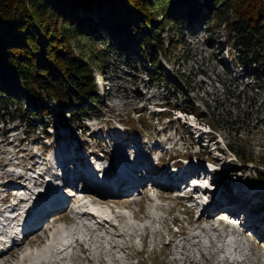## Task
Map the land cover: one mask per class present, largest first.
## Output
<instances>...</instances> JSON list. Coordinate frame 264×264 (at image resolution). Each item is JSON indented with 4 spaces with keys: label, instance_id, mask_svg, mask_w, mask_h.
I'll use <instances>...</instances> for the list:
<instances>
[{
    "label": "rangeland",
    "instance_id": "obj_1",
    "mask_svg": "<svg viewBox=\"0 0 264 264\" xmlns=\"http://www.w3.org/2000/svg\"><path fill=\"white\" fill-rule=\"evenodd\" d=\"M197 24L196 20L189 26L191 28L183 35V44L171 53L170 59L156 44L154 57L159 73L152 68L153 75L135 63V51L130 53L131 59L123 57L119 53L121 50L117 52L114 49L116 42L112 39L94 44L83 37H75L72 46L76 55L81 53L80 45L102 60L100 64L91 60L90 65L97 86L98 104L82 119L81 129L75 131L71 125H66L59 130L62 125L58 124L57 128H48L49 137L42 128H37L41 120L30 121L32 125L27 128L25 119L29 114L24 113L19 119L7 117L2 120L0 117V178L3 177L2 181L6 176L14 179L17 174L10 176L8 172L26 171L32 163L40 161L42 164L48 158L54 161L56 146L60 138L64 141L65 134H68L67 139L74 134L78 144H86L90 156L95 155V159L100 160L98 164L103 165L108 162L101 155L102 150L123 151V146L115 144L117 139L122 142L124 137H130V141L137 137L138 148L142 149L143 145L151 153L154 151L155 156L150 155L155 161L159 158L160 162L164 158L166 161V156L173 154L179 155V160L189 155L193 160L198 156L205 161L209 154L219 158L217 167L224 168L226 172L231 168L235 170L227 177V184L222 179L217 180L216 187L225 190L212 198L220 202L218 206L226 205V201L239 202L213 210L215 218L204 221L208 216L206 213L199 216L192 208L182 209L180 204L184 200L158 185L151 187L148 183L132 197L123 199H98L74 188L70 190L73 196H70L68 206L51 217L63 216L62 220L53 224L50 219L18 241L15 246L24 245L28 238H36L37 234L45 239L27 245L14 264H264V230L256 228L254 231L251 225L254 221L248 220L243 225V216H234L237 212L228 213L235 207L247 215L249 212L252 214L247 201L254 204L264 201V162L261 160L264 156V90L255 88L256 80L248 78L245 67L238 59L235 60L238 53L232 47L234 38L224 26L209 31L203 25L195 29ZM158 32L165 37L164 44L168 46L170 29L159 28ZM150 60L147 59L148 62ZM166 74L176 84L169 93L162 83ZM155 77L162 79L157 81ZM245 86L253 88V91L246 97L234 96L238 92L235 87L244 89ZM15 107L13 105L11 109ZM179 109L192 115L185 116V112L181 113ZM179 115L182 118H178ZM195 123L203 129L191 131L190 124ZM200 133L203 140L198 138ZM207 139L211 141L208 143ZM200 140L201 145L198 144ZM229 145L246 152V156H254L255 160H243ZM165 148H170L167 153ZM216 149L223 151L224 156L217 155ZM201 153L204 155L200 156ZM169 161L171 164L178 162L176 159ZM6 163L13 165L6 166ZM169 167H163V172L167 173ZM203 178L199 180L200 185L191 182L187 187L182 186L185 194L193 193L195 198H191L199 206L213 192L209 187L210 179ZM19 180L22 182L23 177ZM12 182L2 185L8 188ZM25 192L33 193L26 188ZM19 200L16 196L15 201ZM9 202L3 206L8 212L14 207L11 199ZM238 204L245 206L240 208ZM19 207L22 206L18 205L11 211L16 218L20 215ZM262 209L254 207L255 215L264 222ZM85 210L95 212L99 218L85 213ZM3 218L8 220L1 215L0 225H3ZM178 218L181 223L172 231L169 222ZM18 223L17 218L9 230H18L15 228ZM230 224L242 232L231 233ZM178 229L183 235H179ZM61 234L67 237L58 238ZM147 237L150 238L148 244ZM65 243L72 245L63 249ZM14 248L9 247L2 252L6 254ZM2 260L8 261L5 257Z\"/></svg>",
    "mask_w": 264,
    "mask_h": 264
},
{
    "label": "trees",
    "instance_id": "obj_2",
    "mask_svg": "<svg viewBox=\"0 0 264 264\" xmlns=\"http://www.w3.org/2000/svg\"><path fill=\"white\" fill-rule=\"evenodd\" d=\"M196 20L195 29L224 26L229 31L235 60L256 80L255 88L264 90V0H0L1 119L29 114L27 128L30 121L41 120L35 127L47 136L48 128L58 124L81 129L82 119L99 102L91 60H102L80 45L76 55L75 37L94 44L112 39L117 52L131 59L135 51V63L152 74V68L159 73L156 44L170 59ZM159 28L170 29L168 46ZM162 83L168 93L176 87L167 74ZM235 89L238 97L253 91L249 86ZM229 146L243 160H255Z\"/></svg>",
    "mask_w": 264,
    "mask_h": 264
},
{
    "label": "bare ground",
    "instance_id": "obj_3",
    "mask_svg": "<svg viewBox=\"0 0 264 264\" xmlns=\"http://www.w3.org/2000/svg\"><path fill=\"white\" fill-rule=\"evenodd\" d=\"M115 135H116V137H117V134L116 133H114ZM114 134H111V136L112 135H114ZM118 136H120V135H118ZM135 139L137 140V143H139L138 141V138L137 137H135ZM117 141L118 142H116L115 144L118 146V147H121V146H123V148H124V150L122 151V155H125L126 153L125 152H127V148L129 147V145L131 144V141H130V137H128V138H126V137H124V139H123V141L121 142V140L120 139H117ZM121 142V143H120ZM59 143H63V145H62V148H63V150L65 151V152H67V149L70 147V145L67 143V144H64V143H66V142H64V141H60ZM113 151H115V150H112V152ZM65 152H60V157H59V155H56V157H57V159L59 160L60 158H61V163H63V165H64V167H69L70 169H73V172H74V174L76 175V177H78V178H81V179H83L84 177H83V175L81 174V171H82V168L83 167H85V166H89L88 167V172L89 171H93V169H96L97 167H98V164L97 163H95V162H90V163H88V158L87 157H80V158H78L77 159V156L75 157H72V161H70V160H68V157H67V155H66V153ZM143 154H144V159L143 160H141V161H138V164L139 165H142V169H144V170H141V171H139V170H136V169H134V168H130L129 167V162H128V159L126 158V155L124 156V158H123V160H122V155H121V160H122V165H124V168H126V169H124V170H126L127 171V173L128 174H131V172H133V173H135V174H137L138 175V179H139V181L140 182H142L141 184H139V186H138V188H141L142 186H143V183L145 182V181H150V180H155V179H158L159 178V176L160 175H162V174H164V172H163V165H161V166H155L154 165V163H153V161H150V158H149V156H148V154H147V152H143V151H141ZM77 159V160H76ZM76 160V161H75ZM75 161V162H74ZM139 165H137V166H139ZM136 166V167H137ZM146 167H148V169L146 168ZM223 171H224V169H223ZM167 172V171H166ZM93 175H94V173H93ZM229 175V174H228ZM227 173H225V174H223V173H216L214 176H213V184H215V183H217V180L218 179H222L221 181L222 182H224L225 184H227ZM227 179V180H226ZM96 180V179H95ZM13 180H10V182H12ZM107 181H110V182H112L113 181V176H111V175H107L106 176V180H105V182H107ZM189 181V177L188 176H182V175H178V174H173L172 172H167V182L169 183V184H171V185H173V184H176V185H183V184H185V183H187ZM258 181V180H257ZM227 189V188H226ZM225 189L224 188H220V187H216V190H215V193L214 194H216V193H218L219 191H224ZM58 189L56 190V192H53V191H51V190H47V196H46V198H48V199H51V198H56V196L58 195ZM213 194V195H214ZM212 195V196H213ZM215 198V197H214ZM248 200V199H247ZM247 200H245V201H247ZM94 201H96L97 202V200H94ZM222 201H226V200H222ZM21 202H24V199H21ZM237 202H239V201H233V202H227L226 201V205H229V204H237ZM219 203L220 202H218L217 200L216 201H214V199L212 198V200H211V202H210V204L208 205V207H206V210H208V209H210L211 211H213V210H218L219 209V207H224V206H226V205H222V206H218L219 205ZM222 203H225V202H222ZM242 203V202H241ZM247 206L249 207V209H250V211L252 212V214L249 212L248 213V215H246V213H245V211L244 210H242V211H238L237 212V215H234V216H243V220H244V222H243V225H245V223H246V221H248V219L249 218H256L259 222L261 221V223H264L262 220H261V218H258L256 215H255V213H257V211L256 210H254V207L257 209V210H261L260 209V206L262 207V205H264V201L263 202H261V204H259V203H250L249 201H247ZM238 205H240V204H238ZM245 206V204H242V205H240V208H243ZM251 207H253V208H251ZM263 211V210H262ZM86 213V212H85ZM88 213H90V214H92L93 216H97L98 218H99V216L95 213V212H93V211H89ZM236 213V212H235ZM234 213V214H235ZM204 214V213H203ZM202 214V215H203ZM255 215V216H254ZM62 217L63 216H61V217H58V218H56V219H51V221H52V223L54 224V223H57V222H59L60 220H62ZM213 218H215L214 216H213V213H210V214H208V217L206 218V219H204V221L206 220V221H208V220H212ZM105 220H107V219H105ZM264 220V219H263ZM258 221H255V222H258ZM9 225L10 224H12L13 223V220H9ZM254 222V224L253 225H255L256 226V223ZM231 226H228L229 228H230V232L231 233H237L238 231H241L237 226H235V225H233V224H230ZM259 227H257V229H258ZM50 229H52V227L50 228ZM242 232V231H241ZM245 232H247L246 230H245ZM235 235H237V234H235ZM36 236V238L35 237H33V238H28V240H26V242L24 243V245H19V246H14L15 248L14 249H12L9 253H6V254H4V252H0V264H14V263H16L15 261H16V257L18 256V254H20L21 252L23 253L24 252V248L27 246V245H30V244H34V243H36V241H39V242H43V240H45L44 239V237H43V239H42V235H39V234H37V235H35ZM58 238L59 237H61V238H65V237H67V236H65L64 234H61L60 236H57ZM41 239V240H40ZM1 241V240H0ZM72 244L70 243H68V244H64V248L63 249H66L67 247H70ZM19 247H22V249H19ZM4 257L8 260V261H6V260H2V259H4ZM230 263H234V262H230ZM238 264H241V263H238Z\"/></svg>",
    "mask_w": 264,
    "mask_h": 264
}]
</instances>
